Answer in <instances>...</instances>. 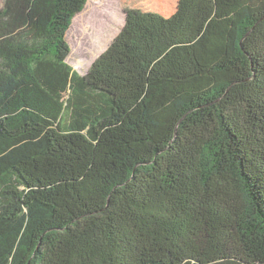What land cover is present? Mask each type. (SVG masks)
Wrapping results in <instances>:
<instances>
[{"label": "trees", "instance_id": "16d2710c", "mask_svg": "<svg viewBox=\"0 0 264 264\" xmlns=\"http://www.w3.org/2000/svg\"><path fill=\"white\" fill-rule=\"evenodd\" d=\"M85 4L0 8V264H79L98 231L136 264H264V0L125 10L80 74ZM145 193L190 203L181 233Z\"/></svg>", "mask_w": 264, "mask_h": 264}, {"label": "rangeland", "instance_id": "374dc122", "mask_svg": "<svg viewBox=\"0 0 264 264\" xmlns=\"http://www.w3.org/2000/svg\"><path fill=\"white\" fill-rule=\"evenodd\" d=\"M5 0H0V8ZM179 0H86L66 34L70 47L67 63L84 74L93 61L109 46L124 24L125 10L137 9L169 17L176 11ZM142 198L157 212L172 219L175 235L180 224L189 220L190 203L171 201L152 193ZM181 233V232H180ZM90 240L76 245V253L83 256L79 264H136L137 245L128 235L114 237L98 231Z\"/></svg>", "mask_w": 264, "mask_h": 264}]
</instances>
